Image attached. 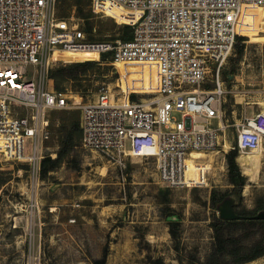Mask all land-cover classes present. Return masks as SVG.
Masks as SVG:
<instances>
[{"label": "rangeland", "instance_id": "374dc122", "mask_svg": "<svg viewBox=\"0 0 264 264\" xmlns=\"http://www.w3.org/2000/svg\"><path fill=\"white\" fill-rule=\"evenodd\" d=\"M49 11L54 19H74L90 38L100 41L124 40L123 24H129L130 15L110 6L105 16L95 10L93 0H52ZM238 37L244 41L237 42L221 70L228 95L223 103L227 129L215 151L220 153L198 152L189 161L193 165L200 160L209 167L202 186L171 189L159 181L152 160L129 155L113 159L87 151L76 138L80 112H52L44 159H56L67 138H75L58 167L33 175L28 165L9 164L0 156V264H209L215 249V216L230 214L229 220L239 221L244 211H253L255 218H264L259 211L264 204V153L259 163L244 167L251 171L246 176L242 162L250 153L242 155L237 149L242 119L264 113V8L244 9ZM84 63L96 66L80 81L62 85L84 102L102 91L144 103L157 97L158 78L152 67L117 69L103 58L51 52L40 67H27L26 78L42 76L49 89L52 72ZM173 118L181 120L178 113ZM211 127L217 129L219 122L213 120ZM234 150L246 180L242 188L229 182L227 156ZM227 232L237 233L235 228ZM247 264H264V257Z\"/></svg>", "mask_w": 264, "mask_h": 264}, {"label": "built area", "instance_id": "2783aa9c", "mask_svg": "<svg viewBox=\"0 0 264 264\" xmlns=\"http://www.w3.org/2000/svg\"><path fill=\"white\" fill-rule=\"evenodd\" d=\"M51 2L0 0L2 160L26 164L38 175L51 136V113L78 110L85 150L113 159L152 160L159 181L171 189L202 186L209 167L200 160L190 165L189 157L220 153L215 151L227 129L223 103L228 95L221 70L235 49L244 7L264 8V0H93L105 16L113 6L132 19L123 24L132 28L131 39L103 41L90 38L74 19H54ZM109 17L121 24L115 15ZM51 52L105 56L117 69L155 65L159 92L145 103L126 102L108 91L84 102L78 93L48 89L42 76L28 80L27 67H40ZM174 113L180 121L173 120ZM263 139L264 113L246 115L238 126V152L257 150Z\"/></svg>", "mask_w": 264, "mask_h": 264}, {"label": "trees", "instance_id": "16d2710c", "mask_svg": "<svg viewBox=\"0 0 264 264\" xmlns=\"http://www.w3.org/2000/svg\"><path fill=\"white\" fill-rule=\"evenodd\" d=\"M130 14V13H129ZM132 21L129 15V23ZM132 37V28L124 27V40H129ZM244 41L243 37H237V42ZM236 42V45H237ZM235 45V47H237ZM106 60V57L103 56ZM97 59V58H95ZM95 63L71 64L60 68L50 74L49 89L64 91L62 85L69 82L80 81L94 68ZM81 130L76 132V138H81ZM75 144L74 136H69L61 148L58 157L54 160L46 158L42 161L41 169L43 173L58 167L62 160L68 155L70 149ZM237 151L234 150L227 156V164L229 170V182L232 185H239L242 188L245 183V177L242 176L240 168L236 162ZM216 198V192L213 193V201ZM220 203L216 204L219 207ZM259 211L264 212V204L260 205ZM256 213L253 211H244L241 216L242 220L232 221L213 218L212 228L214 230L215 249L209 260V264H227L229 260L232 264H247L264 257V218H255ZM171 224V234L174 239H177L174 228ZM235 228L236 232H227L228 229ZM239 231V232H238ZM236 233V234H235ZM98 264V262H96Z\"/></svg>", "mask_w": 264, "mask_h": 264}, {"label": "bare ground", "instance_id": "6f19581e", "mask_svg": "<svg viewBox=\"0 0 264 264\" xmlns=\"http://www.w3.org/2000/svg\"><path fill=\"white\" fill-rule=\"evenodd\" d=\"M245 8L246 7H244V9ZM63 55L65 57H71V58H98V56L95 55V54H66V53H64ZM130 66H133V65H118V69L119 68L130 67ZM143 66L152 67L157 72V78H158V91H157V94H158V92H159V73H158L157 67L155 65H143ZM125 101L128 102L127 99H125ZM196 153H198V152H196ZM210 153L212 154L213 152H210ZM249 153L250 154H246V155H245V153L244 154L242 153V155H245L246 156L245 157V160L242 162V167L243 168L246 167L251 162H253V163H259L260 157L263 156V153H264V139L262 140V142H261V144H260V146H259V148L257 150L251 151ZM193 154H195V153H193ZM190 157H189V161H190ZM243 173L246 176H251V171L248 170V169H245L244 168Z\"/></svg>", "mask_w": 264, "mask_h": 264}, {"label": "water", "instance_id": "95a60500", "mask_svg": "<svg viewBox=\"0 0 264 264\" xmlns=\"http://www.w3.org/2000/svg\"><path fill=\"white\" fill-rule=\"evenodd\" d=\"M226 219V220H229V219H231L232 218V215H230V214H223V217H222V219Z\"/></svg>", "mask_w": 264, "mask_h": 264}]
</instances>
